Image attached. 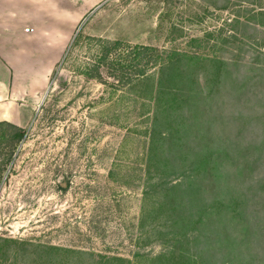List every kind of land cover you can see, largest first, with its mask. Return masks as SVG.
Here are the masks:
<instances>
[{"label":"rangeland","instance_id":"obj_1","mask_svg":"<svg viewBox=\"0 0 264 264\" xmlns=\"http://www.w3.org/2000/svg\"><path fill=\"white\" fill-rule=\"evenodd\" d=\"M43 1L30 9V26L38 12L45 25L56 19L54 11L58 25L64 16L65 52L52 64L51 51L31 46L35 57L13 64L19 86L32 85L38 94L20 140L0 126V240L11 242L0 264H106L114 258L151 264L170 252L179 232L165 227L164 213L151 207L163 202L161 180H172V161L179 165L180 154L165 145L158 173L150 169V143L154 125L172 121L165 110L171 87L161 80L172 52L229 64L222 94L204 117L197 114L194 136L178 144H185L181 153L190 159L217 154L209 145L217 148L231 193L220 199L227 209L233 198L245 201L238 210L243 219L218 212L216 229L224 226L229 234L223 247L211 251L199 232L191 250L204 252L199 264H264V28L248 24L245 14L264 11V2ZM221 29L222 36L206 37ZM246 151L251 161L259 157V166L242 177ZM226 154L241 156L238 169Z\"/></svg>","mask_w":264,"mask_h":264},{"label":"trees","instance_id":"obj_2","mask_svg":"<svg viewBox=\"0 0 264 264\" xmlns=\"http://www.w3.org/2000/svg\"><path fill=\"white\" fill-rule=\"evenodd\" d=\"M257 2L263 3L264 0L252 1V3ZM240 13H238V18L241 15ZM245 14L249 15L247 20L250 22H247L248 24L252 22L255 27L264 28V11H259L255 14L245 12ZM234 23L242 25L238 20L234 21ZM231 28L236 30L238 27L231 26ZM220 33L217 35H214L213 32L208 33L206 37L213 39L216 36H222L224 29H221ZM234 36L232 35L231 37L234 38ZM248 38L252 39L249 36ZM234 39L235 41L237 40L236 38ZM229 43L230 41H224V44ZM262 47L264 48V43ZM188 58L191 60V63H186ZM228 65L225 59H220L219 57L200 61L198 58H190L177 52H172V56L167 58L162 64L161 80L171 87L170 92H172V94H169L171 97L166 100V106H168L165 107V110L172 115V121L166 122L164 120L163 125L160 126L161 128H158L155 124L152 129L150 169L153 168L158 173L160 172V167L163 164L160 157L163 155L162 152L165 149V145H172V153H179L180 155L177 156L181 162L177 165L175 161H172V180L169 182L166 179L161 180L159 197L163 202L159 205H155L154 203L151 210L152 213H156L159 216L161 213H164L166 217L164 226L172 230L177 229L179 233L175 234L176 236L172 235V249L170 252L160 255L151 264H199V260L205 257L204 252L199 255L194 249L192 251L190 247L196 243L199 232L204 234L207 240L206 246L211 247L213 249L211 251H217V248L223 247L225 243L224 237L229 235L226 234L224 226L221 229L218 227L216 229V219L219 217L218 212L231 216V218L243 219L242 215L244 212L240 213L238 211L245 206L243 197L233 198L229 209H227L220 199V197H231V193L227 192L228 188L225 187L227 184H225L226 176L222 172L224 168V164L222 163L223 157L218 154L217 148L209 145L210 150L217 151V154L207 152L206 155L190 159V157L184 156L181 153L185 144L183 146H180L181 143L178 144L179 141L194 136L193 130L196 131L194 126L196 128L199 127V124L196 123L197 114L204 117V114L207 113V108L210 109L216 102L215 99L222 94L225 81L228 78ZM201 78L205 79L204 83L209 87V91L205 95L203 94L204 88L200 85ZM161 84L159 85L162 86ZM181 118L184 120L181 121ZM188 120L191 121V124L187 122ZM200 120L204 122V119L200 118ZM2 125L0 123V126ZM212 125L216 124L212 123ZM8 127L14 130L11 139L20 140L22 138L23 132L21 129L11 125ZM168 127H172V131L164 130ZM207 130L209 131V126ZM2 137L4 140L6 139L5 136ZM262 146L264 147V145ZM261 148H258L257 151H260ZM249 154L250 152L246 151L242 155L247 158L242 168L239 169V175L242 177H248L247 173L252 174L259 166V157L251 161ZM226 159L227 162H231L234 166L237 165V169L239 168L241 156L235 160L229 158V155L226 154ZM148 195L145 201H149L150 195ZM244 195L245 193L241 196ZM146 220H144V224H146ZM154 222L155 220L152 221V224ZM184 241L187 242V248L184 247ZM9 243L11 242L8 240H0V258L6 253L5 247ZM114 263L129 264L125 260L118 258H114L113 261H108L106 264Z\"/></svg>","mask_w":264,"mask_h":264},{"label":"crops","instance_id":"obj_3","mask_svg":"<svg viewBox=\"0 0 264 264\" xmlns=\"http://www.w3.org/2000/svg\"><path fill=\"white\" fill-rule=\"evenodd\" d=\"M43 2V0H0V123L6 126L23 128L28 107H32L33 99L38 94L33 91L32 85L19 86L21 75L18 76L19 73L13 64L27 63L29 61L27 59L35 57L34 51L30 49L31 46L43 45V50L51 51L47 62L52 64H57L65 52L64 16L58 25L56 20L59 14L54 11L53 16L56 19L50 18V23L45 25L41 22V12L37 11L35 25L30 26L34 21L30 9L33 6L40 7ZM26 29L31 31L27 33ZM17 44L22 46L18 48ZM47 76L48 74H45L41 80ZM18 100L21 103L16 110Z\"/></svg>","mask_w":264,"mask_h":264},{"label":"built area","instance_id":"obj_4","mask_svg":"<svg viewBox=\"0 0 264 264\" xmlns=\"http://www.w3.org/2000/svg\"><path fill=\"white\" fill-rule=\"evenodd\" d=\"M31 31V29H26V32L29 33Z\"/></svg>","mask_w":264,"mask_h":264}]
</instances>
